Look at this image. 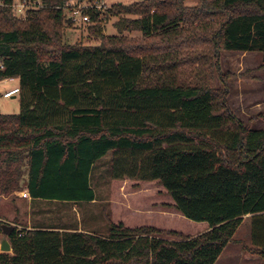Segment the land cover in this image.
<instances>
[{
	"label": "trees",
	"instance_id": "16d2710c",
	"mask_svg": "<svg viewBox=\"0 0 264 264\" xmlns=\"http://www.w3.org/2000/svg\"><path fill=\"white\" fill-rule=\"evenodd\" d=\"M15 1L0 0V80H18L20 105L0 112V194L91 202L109 153L110 177L157 180L208 229L174 239L110 220L105 235L15 226L0 264H214L246 215L264 259V129L231 111L219 68L222 51L260 53L264 67V0L116 2L87 11L95 44L67 39V0H25L24 18ZM213 68L221 88L206 82Z\"/></svg>",
	"mask_w": 264,
	"mask_h": 264
},
{
	"label": "rangeland",
	"instance_id": "374dc122",
	"mask_svg": "<svg viewBox=\"0 0 264 264\" xmlns=\"http://www.w3.org/2000/svg\"><path fill=\"white\" fill-rule=\"evenodd\" d=\"M74 1V0H72ZM106 6L119 2L130 4L139 0H103ZM193 4V0H187ZM112 17L106 24L104 33L116 34ZM137 33H131L135 36ZM67 39L95 44L97 40L88 35L86 23L74 22L66 30ZM262 57L256 52L222 51L219 68L228 73L229 94L227 104L231 111L244 123L255 129H264V67ZM206 77L207 84L221 88L217 71L213 68ZM18 87L16 78L0 80V112L17 114L20 111L18 93L3 97L5 91ZM109 153L97 161L92 170L90 181L96 198L93 202H59L32 200L22 196V191L7 195L0 194V227L15 225L18 229L43 226H74L84 230L105 233L107 222L122 221L128 227L152 226L177 235L196 236L208 229L204 221H193L182 216L174 207L172 198L157 180L135 178H112L109 173ZM22 181L26 179L23 175ZM15 209V213L13 212ZM108 220V221H107ZM2 230H0V238ZM216 264H264L250 241V215L243 218L236 230L233 241L229 243Z\"/></svg>",
	"mask_w": 264,
	"mask_h": 264
},
{
	"label": "built area",
	"instance_id": "2783aa9c",
	"mask_svg": "<svg viewBox=\"0 0 264 264\" xmlns=\"http://www.w3.org/2000/svg\"><path fill=\"white\" fill-rule=\"evenodd\" d=\"M34 4L39 5V2H34ZM14 8L16 11V15L20 18H24L25 16V10L28 6L27 2L25 0H16L14 3ZM66 11H67V16L74 22H82L86 23L90 20L89 15L87 11L91 9H104L106 5L104 4V1H87V0H67L64 5ZM1 67V66H0ZM18 93V88L14 87L13 89L9 91H5L3 93V97H10L14 94ZM22 196L26 197L28 196L27 192H23Z\"/></svg>",
	"mask_w": 264,
	"mask_h": 264
},
{
	"label": "water",
	"instance_id": "95a60500",
	"mask_svg": "<svg viewBox=\"0 0 264 264\" xmlns=\"http://www.w3.org/2000/svg\"><path fill=\"white\" fill-rule=\"evenodd\" d=\"M14 225H5L1 226L2 237L0 238V251L1 252H10L11 246L7 239V235L14 229Z\"/></svg>",
	"mask_w": 264,
	"mask_h": 264
},
{
	"label": "crops",
	"instance_id": "0c3cea01",
	"mask_svg": "<svg viewBox=\"0 0 264 264\" xmlns=\"http://www.w3.org/2000/svg\"><path fill=\"white\" fill-rule=\"evenodd\" d=\"M5 80V79H4ZM23 191H22V193L23 192H27V190L25 189V188H23L22 189ZM28 193V192H27ZM28 197L31 199V197L29 196V194H28ZM95 198H96V195H95ZM32 200H37V199H32ZM40 200V199H39ZM95 200V199H94ZM93 200V201H94ZM93 201H91V202H93ZM76 203V202H75ZM13 212L15 213V209H13ZM119 222H122V221H119ZM123 223V222H122ZM14 225V224H13ZM15 226V225H14ZM35 226H37V225H35ZM48 227H58V228H64V227H69V228H77V227H74V226H64V225H57V226H52V225H50V226H48ZM30 228H32V227H28V229H30ZM23 229H27L26 227L25 228H23ZM78 230H81V231H85V232H89V233H91V232H95V233H97L96 231H94V230H84V229H82V228H78ZM106 233V232H105ZM105 233H97V234H100V235H105ZM219 258V257H218ZM218 260V259H217ZM217 260H216V262H217ZM216 262L214 263V264H216Z\"/></svg>",
	"mask_w": 264,
	"mask_h": 264
}]
</instances>
